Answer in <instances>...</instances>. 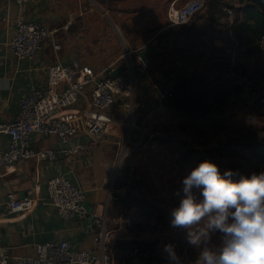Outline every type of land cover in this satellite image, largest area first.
Listing matches in <instances>:
<instances>
[{"label": "crops", "instance_id": "crops-1", "mask_svg": "<svg viewBox=\"0 0 264 264\" xmlns=\"http://www.w3.org/2000/svg\"><path fill=\"white\" fill-rule=\"evenodd\" d=\"M187 1L28 0L19 5L0 0V123L15 120L21 98L32 87H47V68L56 61L77 60L84 71L98 78L111 76L131 61L124 73L133 84L130 97L106 110L115 125L103 141L91 143L80 133L62 143L55 137L40 139L34 134L31 141L36 149L76 145L85 149L54 161L22 160L0 177V241L10 257L35 256L36 246L50 241H67L73 250L95 247L87 226H82L83 219L63 221L56 208L46 201L47 181L59 175L85 191L84 202H89L93 216H106L112 243L138 240L125 230L126 224L122 222L123 219L129 222L131 217L127 214L132 213L134 221L139 219L135 207L121 203L127 193V187L121 183L122 176L133 178L143 174L148 179L157 173L167 176V170L158 168L156 161L167 160L169 148L184 138L179 124L196 123L192 131H201L203 122L213 117L210 113L206 119L194 122L164 107L163 95L157 88L160 83L165 82L169 90L180 77L201 75L208 80L240 85L242 92L229 100L240 96L247 102L239 63H247L251 56L243 53L232 33V25L241 17L238 1L203 0L202 10L189 23L170 26L168 8ZM18 20L36 22L51 33L41 50L30 59L17 58L8 46L15 36ZM151 44L159 51L155 79L148 72V65L144 66L138 57ZM56 45L60 46L59 50L55 49ZM223 64L227 69H221ZM83 94L76 104L63 108L58 118L81 114L91 102V89L85 88ZM8 139L0 134L1 150L7 149ZM9 194L33 198L35 204L28 212L9 213L4 207Z\"/></svg>", "mask_w": 264, "mask_h": 264}, {"label": "built area", "instance_id": "built-area-1", "mask_svg": "<svg viewBox=\"0 0 264 264\" xmlns=\"http://www.w3.org/2000/svg\"><path fill=\"white\" fill-rule=\"evenodd\" d=\"M2 1L19 5L28 2ZM203 5V0H191L178 8L172 4L167 10L168 24L176 26L189 23L202 10ZM50 35V31L41 24L18 20L15 36L8 46L17 58L30 59L41 50L42 44ZM55 49L59 50L60 46L56 45ZM240 78L244 84L246 78ZM87 87L91 89V102L82 113L68 119L58 118L57 114L63 108L76 104L84 96L83 92ZM132 91L133 84L126 73L116 78H98L84 71L77 60L68 63L56 61L48 66L47 87H32L21 98L15 120L11 123H0V134L9 138L7 149H0V177L22 160L38 158L54 161L79 154L85 149L82 145L64 149H36L31 141L34 134L40 139L55 137L62 143H67L80 133L85 134L91 143L103 141L115 125V120L106 110L119 100L130 97ZM244 91L248 104L254 107L264 105V91H249L246 87ZM165 95L171 96L168 91ZM46 189V201L56 208L60 219L70 221L86 217L83 206L85 191L69 178L64 175L55 176L47 181ZM34 204L33 198H18L9 194L4 207L9 213H24L31 210ZM122 222L127 226L131 225L124 219ZM87 230L95 245L91 250H73L67 241H50L37 245L35 256L12 258L0 241V264H112V241L106 216H93ZM134 254L136 251L130 255Z\"/></svg>", "mask_w": 264, "mask_h": 264}, {"label": "rangeland", "instance_id": "rangeland-1", "mask_svg": "<svg viewBox=\"0 0 264 264\" xmlns=\"http://www.w3.org/2000/svg\"><path fill=\"white\" fill-rule=\"evenodd\" d=\"M123 57H126V54H123ZM239 64L243 69L239 75L246 78L244 87L249 91H264V43H261L259 51L251 56L247 63ZM221 69H227L225 64ZM225 79L234 82L230 78ZM212 113L213 117L203 122L201 131L198 128L192 131L197 126L196 123L189 126L179 124L184 138L169 148L167 160L156 161L158 168L167 170V176L163 173H157L156 177H149L150 179L143 174L139 177L134 175L133 178L132 175L127 178L122 176L121 183L127 187L126 197L123 198L124 206L133 198L147 197L159 207V212L153 218L134 221L135 215L127 214L129 218L131 217L129 219L131 225H125V230L132 232L138 241H156L158 243L156 255L168 264H194L203 248V245L195 247L188 242L187 229L171 226V211L179 206L184 196L182 181L192 169L207 160L217 165L221 175L231 170L234 173L233 180H238L241 175L248 177L264 171L263 166H258L247 158L245 151V144L251 140L264 138V105L254 107L239 96L233 97L224 107L214 109ZM198 145H201V148ZM181 148L184 151H181ZM232 150L237 151L239 156L236 158L220 156L221 152ZM167 163L169 164L166 165ZM126 169L128 171L129 168ZM192 192L197 199H202L199 189L193 188ZM220 242L221 233L217 231L212 234L209 246H218ZM168 244L172 245L178 258L175 261L169 259L164 250V246ZM131 264L140 263L135 259Z\"/></svg>", "mask_w": 264, "mask_h": 264}, {"label": "clouds", "instance_id": "clouds-1", "mask_svg": "<svg viewBox=\"0 0 264 264\" xmlns=\"http://www.w3.org/2000/svg\"><path fill=\"white\" fill-rule=\"evenodd\" d=\"M233 175L231 170L221 175L205 160L182 181L184 196L171 211V226L187 229L191 245H203L194 264H264V171L238 180ZM217 231L220 244L209 246ZM164 250L169 259H178L172 245Z\"/></svg>", "mask_w": 264, "mask_h": 264}, {"label": "trees", "instance_id": "trees-1", "mask_svg": "<svg viewBox=\"0 0 264 264\" xmlns=\"http://www.w3.org/2000/svg\"><path fill=\"white\" fill-rule=\"evenodd\" d=\"M240 5L241 17L232 25V33L238 41L243 53L253 56L264 43V0H237ZM157 55H152L147 66L148 72L154 76L159 69L156 63ZM238 84H231L221 80H208L201 75L180 77L168 90L171 96L163 97V106L173 109L190 120L206 119L214 109L218 110L226 105L232 95L242 92ZM247 158L256 165L264 167V138L251 140L245 144ZM236 158L235 150L224 151L220 156ZM221 156V157H222ZM124 203V200H121ZM137 209L139 219L153 218L159 212V207L145 197L133 198L126 203V207ZM156 241L117 240L112 243V256L115 264L126 262L131 264L135 259L140 264H168L156 255ZM136 251V254L130 255Z\"/></svg>", "mask_w": 264, "mask_h": 264}, {"label": "water", "instance_id": "water-1", "mask_svg": "<svg viewBox=\"0 0 264 264\" xmlns=\"http://www.w3.org/2000/svg\"><path fill=\"white\" fill-rule=\"evenodd\" d=\"M152 55H159V51L157 49V47L154 44H151L149 46H146L139 54L138 57L141 59L142 63L144 64V66L148 65L149 63V59ZM131 65V61L116 69L115 71L112 72L111 77L112 78H116L117 76H119L120 74L126 72L129 70V67ZM158 90L160 91L161 95H165V93L168 91L167 85L165 82L160 83L157 86ZM83 206L85 208L86 211V217L85 219L82 220V226L86 227L88 225V223L92 222L93 220V215H92V209L89 206V202H84Z\"/></svg>", "mask_w": 264, "mask_h": 264}]
</instances>
